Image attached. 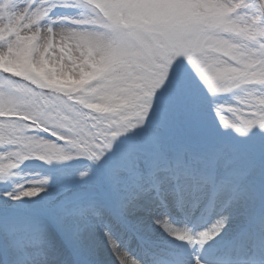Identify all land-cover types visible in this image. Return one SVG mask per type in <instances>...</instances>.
<instances>
[{
    "label": "snow or ice",
    "instance_id": "obj_1",
    "mask_svg": "<svg viewBox=\"0 0 264 264\" xmlns=\"http://www.w3.org/2000/svg\"><path fill=\"white\" fill-rule=\"evenodd\" d=\"M58 7L78 12L59 32ZM56 36L67 72L48 56ZM0 42V181L26 160L89 162L34 209L0 205V264H111L105 248L115 264H143L133 244L149 264H181L157 228L203 247L234 215L229 259L215 264H264V0H0ZM233 93L251 118H226L237 109L215 97ZM47 190L39 180L3 196Z\"/></svg>",
    "mask_w": 264,
    "mask_h": 264
},
{
    "label": "rangeland",
    "instance_id": "obj_2",
    "mask_svg": "<svg viewBox=\"0 0 264 264\" xmlns=\"http://www.w3.org/2000/svg\"><path fill=\"white\" fill-rule=\"evenodd\" d=\"M50 13H52V12H50ZM70 13L71 12H68V13H65V12L55 13V11H54V13L49 14L48 20L54 21V23H52L51 26L54 29H56L57 32H59V28L73 27V25H71L68 20L60 19V18H63V17L77 18V16H78L77 14H70ZM43 23H46V22H42V24ZM33 31H35V29H33ZM23 34L31 35L32 33L31 32H24ZM45 36H46V29L43 27V25H41L40 31L38 33V39H39V43L41 45H43L45 43V39H44ZM55 41L56 42L53 45V49L49 51L48 56L53 61V64H55L56 67H59L61 64H63L64 70L67 72V71H69L72 68V63L69 60L68 56L64 55V53H62L60 51V37L56 36L55 37ZM0 43H2V42H0ZM70 55L72 56L73 59H76V57L79 56V51L76 50L74 46H72L70 48ZM61 57H63V58L61 59ZM77 63H79L78 60H77ZM5 78H6V75H4V73H3V75L0 74V86L3 85V83L5 81ZM253 114H254V110H251L248 113V117L247 118H242L240 116H237L236 119H238V120H246V119L251 118ZM219 131H220L221 136H223V137H226L227 135H229V132L227 130L220 129ZM256 131H257L256 129L252 130L253 133H255ZM235 138H236L237 142H239V143H241L244 140L243 138H239L236 135H235ZM253 139L256 140L255 142L259 143V140H260L259 137H254ZM75 160H79V158L78 159H72V160H69V161H66V162H72V161H75ZM3 163H7V162L3 161ZM77 177H78V175H76V176L73 175L71 179L73 181H75V180H77ZM41 179L45 180V178H41ZM49 180H50V178L47 179V181H49ZM23 188H28V187H23ZM18 191H20V190H15L14 188L12 190V192H18ZM54 192H55V190H47L46 192L40 193V195L37 196V197H31V198L25 197V198H23L22 201H11L7 197L3 196L4 192H2L0 190V205H3V206L4 205H13V206L17 205V206H19L18 209L9 210L10 212H18L19 208H23V207L36 208V207H38L39 202L41 200L45 199L46 197H50L51 195H53ZM260 205H261L260 202H257V204H256V208H258L257 210H259ZM226 229H227V227H226ZM156 234L157 233H153V237L157 236ZM104 257L108 258L109 256L108 255H106V256L104 255Z\"/></svg>",
    "mask_w": 264,
    "mask_h": 264
},
{
    "label": "bare ground",
    "instance_id": "obj_3",
    "mask_svg": "<svg viewBox=\"0 0 264 264\" xmlns=\"http://www.w3.org/2000/svg\"><path fill=\"white\" fill-rule=\"evenodd\" d=\"M240 223H241V220H240V217L239 216H233V218L229 221V224H230V230H237L239 227H240ZM179 227V226H178ZM160 230L157 228L156 230H155V232L154 233H158ZM161 232V231H160ZM228 233V232H227ZM227 233H222L219 237H218V239L216 240V243L217 242H221V241H223L225 238H226V234ZM230 233V232H229ZM229 233L227 234V236L229 235ZM172 237H170V239H171ZM154 239V238H153ZM169 239V240H170ZM172 239H174V238H172ZM196 246L195 245H190L189 246V250H192V249H194ZM104 255L106 256V255H108L109 257L108 258H105L107 261H110L111 262V264H115V259H114V257H112V255H111V252L109 251V250H107L106 248L104 249ZM196 255H199L198 253H193V255H192V257L190 258L191 259V261L193 262V257L194 256H196ZM199 257H200V259L203 261V258H201V256L199 255ZM193 264V263H192Z\"/></svg>",
    "mask_w": 264,
    "mask_h": 264
}]
</instances>
